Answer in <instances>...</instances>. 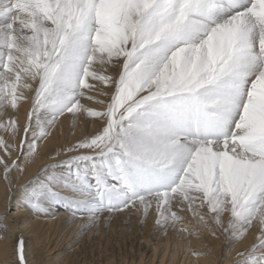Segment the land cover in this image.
Listing matches in <instances>:
<instances>
[{
    "label": "snow or ice",
    "instance_id": "6c2138e0",
    "mask_svg": "<svg viewBox=\"0 0 264 264\" xmlns=\"http://www.w3.org/2000/svg\"><path fill=\"white\" fill-rule=\"evenodd\" d=\"M29 101L23 128L0 120L8 159L23 133L0 157L10 191L61 117L101 127L19 184L18 211L86 215L81 235L104 213L188 212L190 235L257 227L239 264H264V0H0V116Z\"/></svg>",
    "mask_w": 264,
    "mask_h": 264
},
{
    "label": "bare ground",
    "instance_id": "6f19581e",
    "mask_svg": "<svg viewBox=\"0 0 264 264\" xmlns=\"http://www.w3.org/2000/svg\"><path fill=\"white\" fill-rule=\"evenodd\" d=\"M30 108V101L22 103L18 112L9 107L7 116H0V120L16 117L23 128ZM72 123L70 114L60 118L53 135L41 146L36 161L27 165L23 175L12 174L18 177V183L11 191L0 178V215L8 216L4 223L9 225L6 234L0 231V236L4 237L0 239V264H18L17 242L20 238L25 244L26 264H239L243 257L238 253L249 251L257 242V227H253L244 239L235 242L222 230H218L215 236L206 229L200 230L199 235L181 232V227H187L190 233L196 230L188 212L179 213L187 219L175 227H158L155 210L147 218L127 210L104 213L98 223L81 235L88 219L86 215L81 219L78 213L73 220L72 213L63 207L55 208L52 215L18 211L16 193L19 184L34 178L44 165L54 163L49 159L54 150L81 136L91 135L101 127L99 121L92 124L82 120L76 124L75 135H70ZM0 136L11 140L8 133L0 131ZM22 136L21 132L14 141L17 151L12 153L11 159L20 154ZM0 157L8 159L2 150ZM11 159H8L9 163ZM2 175L0 168V177Z\"/></svg>",
    "mask_w": 264,
    "mask_h": 264
}]
</instances>
